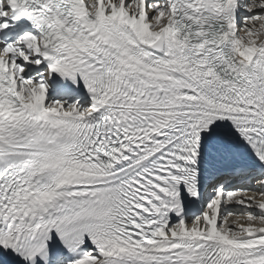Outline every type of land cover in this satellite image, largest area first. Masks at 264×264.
<instances>
[{
    "label": "snow or ice",
    "instance_id": "1",
    "mask_svg": "<svg viewBox=\"0 0 264 264\" xmlns=\"http://www.w3.org/2000/svg\"><path fill=\"white\" fill-rule=\"evenodd\" d=\"M0 264H264V0H0Z\"/></svg>",
    "mask_w": 264,
    "mask_h": 264
}]
</instances>
